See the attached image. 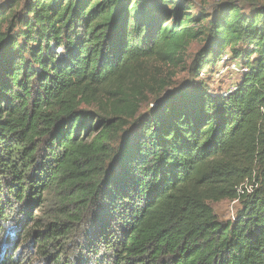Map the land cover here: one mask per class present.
I'll return each instance as SVG.
<instances>
[{"label":"trees","instance_id":"1","mask_svg":"<svg viewBox=\"0 0 264 264\" xmlns=\"http://www.w3.org/2000/svg\"><path fill=\"white\" fill-rule=\"evenodd\" d=\"M1 1L0 264H264V4Z\"/></svg>","mask_w":264,"mask_h":264},{"label":"rangeland","instance_id":"2","mask_svg":"<svg viewBox=\"0 0 264 264\" xmlns=\"http://www.w3.org/2000/svg\"><path fill=\"white\" fill-rule=\"evenodd\" d=\"M225 1L227 0H190V12L195 17L202 16L203 19L201 23L205 24L206 21L210 19L212 15H214V12L218 9L219 5ZM1 3L2 1L0 0V4ZM251 3L252 2L246 1V4L243 5L245 13H248L250 11L252 5ZM257 3L264 4V0H257ZM203 41V37L192 41L185 53L183 61H181L174 67H166V69H164L165 74L168 75L170 72L174 74L171 81L172 86L168 88V92L176 91L179 88L184 87L189 88L196 83V78L190 71V63L193 55L203 48ZM224 64L225 66H223V64H220V67L217 69V73L215 74L216 77L213 78L215 82L213 83V85L215 88L220 86L222 90H227L231 89L235 85V83L238 81L240 73L231 66L232 62L230 64V62L227 61ZM150 107V102H145L141 107V112L139 114L140 117L143 116L142 114L147 113ZM242 187H250V184L244 183L242 184ZM240 191H243V189H240ZM239 205L240 204L238 203V200L228 199L212 203L215 212L223 220L232 219ZM9 248H11V246L5 242L4 238H2L0 240V255L2 254V252H5V250Z\"/></svg>","mask_w":264,"mask_h":264},{"label":"built area","instance_id":"3","mask_svg":"<svg viewBox=\"0 0 264 264\" xmlns=\"http://www.w3.org/2000/svg\"><path fill=\"white\" fill-rule=\"evenodd\" d=\"M227 61H229L230 64L232 62L231 66L233 68H235L239 73H241V72H243L245 70L240 65H238L235 61L230 59L229 55H227V54L223 56L222 60L220 61V64H223V66H225L224 63L227 62ZM234 90H235V87H232L231 89L223 90L222 93L227 96L228 94L232 93Z\"/></svg>","mask_w":264,"mask_h":264}]
</instances>
